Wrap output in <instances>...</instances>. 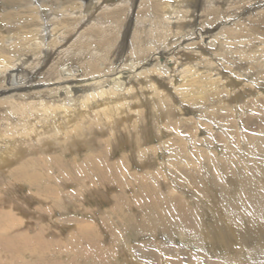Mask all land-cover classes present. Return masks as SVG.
<instances>
[{
  "label": "bare ground",
  "instance_id": "obj_1",
  "mask_svg": "<svg viewBox=\"0 0 264 264\" xmlns=\"http://www.w3.org/2000/svg\"><path fill=\"white\" fill-rule=\"evenodd\" d=\"M48 1L2 0L0 22H6V25L0 29V142L4 146V151L0 152L6 156L1 158L3 167H0V176L2 177L3 169L9 165L13 166L14 162L25 160L18 165L17 172L12 173L15 180L12 182L14 185H9L12 186L11 192H22L26 186L21 183L23 180L31 187L36 186L35 182L40 176L45 178L43 185H48L53 181V173L61 174L63 170L60 168L58 172L53 171L63 157H53L51 154L61 151L66 155L90 149L92 145H96V138H103L105 150L93 148L94 150L77 166L84 171H91L95 158H99L95 163V172L115 173L118 168L114 162L115 167L110 163L113 167L109 169L100 165L101 158L105 155H114L111 154L113 148H110L111 142H108V139H115L112 143L118 144L117 151L132 144L135 137L126 138L122 133V139L117 134L122 132V126L125 127V124L138 116L139 121L143 120L144 115L148 118L145 128L149 130L139 125L136 132H130L131 135L138 133L139 139L148 136L146 141L154 140L156 134L161 135L160 139L164 138L165 134L169 135L168 150L181 149L182 145H185L181 139H186L188 135L189 141L196 142L194 134L191 133L192 126L199 128L201 135L214 134L208 140L209 145L213 140L218 139L220 142L223 134L228 138L233 135V131L231 133L229 130L235 131V126L230 122L224 126V133L219 134L216 131L218 128L212 127L213 123L207 118L201 117L206 120L200 118L198 122L188 118L189 107L180 102H177V105L181 109H174L180 117L178 123L173 122L177 127L154 131L150 127L152 117L149 113L151 108H158L157 101L153 99L151 106H148L144 103L145 100L144 105L142 99H137L135 104L145 106L139 107L137 111H134L137 106H133L132 101L139 97V93L145 98V94L150 90V96H157L158 93H152L156 88L166 89V93H160L161 99H168L169 95L176 100L179 89L178 93H186L185 98L195 105V97L201 98L205 105L209 102L212 107L209 105L210 108L206 109V117L210 116L215 105H218L214 108L215 114L220 112L222 107L228 108L226 112L242 109L248 113L250 109V116L254 113L262 114L261 119L253 116L254 121H244L247 127L257 130L258 134L248 136L243 129L241 137L251 141L254 146L263 139L260 131L261 128L264 129V93H254L252 89L250 99L255 103L241 99L234 103V107H229L230 99L238 100L241 96L245 97L244 91L250 92V89H245L246 84L244 85V82L250 83L245 80L249 78L250 73L237 71L236 64L241 61L239 56H232L227 60V51L221 50L219 40L226 39V49L232 54L241 56L242 52L247 51L249 59L255 57L254 53L262 54L264 35L257 33L256 25L263 22L264 0H255L256 4L250 0H233L232 4H228L229 0H178L177 4L167 3L165 0H96L94 3L77 1L73 5L71 0H56L53 5ZM201 5L204 7L200 11ZM203 17L207 23L199 28L197 23L202 22ZM253 17V24H248L247 19ZM259 45L263 47L258 49ZM26 48L28 49L23 51ZM116 48L119 52L123 50V53H129L131 62L111 61L110 67L106 69L105 61L109 54L114 55L113 50ZM74 57L78 60H74ZM7 59L10 63H22L15 64L16 67L13 65L12 75L5 79L2 73L7 72L3 71L9 66ZM79 63L82 70L74 71L73 65ZM18 73H26L25 78L18 76ZM179 79L180 82L176 85ZM223 81L225 90L218 88ZM262 83L252 81V87L258 88ZM192 93L199 94L191 96ZM156 99L158 100V97ZM158 101L161 106V103L165 102ZM164 113H167L166 109L158 111L160 117L162 114L165 116ZM215 118L220 117L216 115L213 119ZM236 125L240 127L237 121ZM205 147L206 150L204 147L198 149L203 156L209 154L207 146ZM154 148L156 147L151 145L148 151H153ZM26 153L28 157L24 158ZM170 154L176 158L181 153L176 150L170 151ZM131 155L139 157L141 163L138 164L147 163L149 167L152 162L155 165V160L160 157L158 153H148L139 147L134 148ZM21 164L29 170L24 171L20 167ZM71 166L76 168L72 163ZM170 167L176 168V164L170 162ZM152 171L154 167L152 170H146L147 173ZM123 172L128 171L121 168V173ZM121 173L119 177H122ZM101 175L103 177V174ZM2 189L0 188V205L5 206L3 203L12 199L8 195L10 191H4L3 187ZM52 191L54 192L53 189ZM29 197L23 199V206L37 201L34 196ZM100 199L107 198L102 195ZM17 208L27 211L19 205ZM34 220L37 221L36 215H26L21 219V223L30 225ZM4 221L10 222L11 230L15 224L20 223L14 218L12 211L0 210V225ZM35 232L32 237L25 236L24 242H37L38 249L34 251L39 255V247L45 246V233L42 235V230L39 229ZM220 232L222 235L221 230ZM1 238L3 237H0V241ZM3 246L9 244L4 243ZM85 254L84 252L83 256Z\"/></svg>",
  "mask_w": 264,
  "mask_h": 264
},
{
  "label": "rangeland",
  "instance_id": "obj_2",
  "mask_svg": "<svg viewBox=\"0 0 264 264\" xmlns=\"http://www.w3.org/2000/svg\"><path fill=\"white\" fill-rule=\"evenodd\" d=\"M55 1L49 0L48 3L53 5ZM77 1L94 3L96 0H71V4L73 5ZM232 1L229 0L228 4H232ZM165 2L177 4L178 0H165ZM250 2L257 3L255 0H250ZM0 3L1 12L3 10L2 0ZM203 7L200 6V11ZM201 21L197 23L199 28L207 23L204 17ZM247 21L248 24H253L254 17ZM5 25L6 22H0V29L1 27L5 28ZM256 29L257 33L264 35V17L263 22L256 25ZM4 33L6 34V32ZM219 42L221 50L227 51V60H230L232 56H239L241 61L236 64L238 65L237 71L242 70L250 73L249 78L245 79L250 83L244 82L245 89H250V92L243 90L246 98L241 96L240 100L232 101L230 99L231 106L229 107H234V103L241 99L255 103L250 99L252 98L250 95L252 89L254 93H264V52L262 54L254 53L255 57L249 59L247 51L243 53L241 50V56L229 53L231 51L226 49L228 43L225 38L220 39ZM261 47L263 45H259L258 49ZM113 52L114 55H112L113 53L109 54L105 61L106 69L110 67L111 61H113L112 63H119L121 60L127 63L131 62L129 53H123V50L119 52L117 48ZM74 60L78 59L74 57ZM21 63H10L7 59L9 66L3 70L7 71L2 73L3 77L8 79L9 75H12L14 67ZM13 65L15 66L12 68ZM73 67L74 71L75 69L82 70L81 63L75 64ZM231 71L233 70L231 69ZM25 75L26 73H18L20 77ZM252 81L263 83L257 88L252 87ZM179 82L180 79L176 85ZM218 88L225 90L224 81L218 85ZM150 91L145 94L146 96L144 95L147 99L139 93V97L132 103L133 106H137L134 107V111H137L143 106L135 104L137 99H142V104L147 103L148 106H151L150 103H153V99L157 101L158 108H151L149 113V116L152 117L150 127L154 131H158L160 128L168 130L177 127L175 123H178L180 117L174 109H181L177 102L184 103L189 107L190 113L187 117L192 118L195 122H198L201 117H205L213 123L212 127L218 128L216 131L219 134L224 133V126L230 122L233 127L235 126L233 128L235 131L230 129L229 131L231 133L233 131V135L228 138L223 134L220 142L218 139L213 140L209 145L210 141L208 140L214 134L201 135L199 128L192 126L191 133L194 134L196 142L189 141L188 135L186 139H181L186 146L182 145L179 150L178 148L168 150L169 135L165 134L164 138L160 139L161 135L157 136L156 134L152 141H146L149 139L148 136L144 138L145 141L143 138L139 139L138 133L131 135L130 132H136L139 125H142V128L146 127L148 118L144 115L142 116L143 120L139 121L138 116L125 124V127L122 126V132L117 134L122 139L124 135L126 138L135 137L133 141L131 140L133 143L127 145L123 150L117 151L118 144L112 143L115 142V139H108V142H111L110 148H113L111 154L114 155L107 154L101 158L100 165L102 167L109 169L114 164L116 165L119 169L115 170L117 176L111 172H95V163L99 161V158H95L94 165L90 168L91 171H84L77 166L86 158L87 154L94 150L93 148H98L99 151L105 150L103 138H96V145H92L90 149L66 155L61 151L51 154L53 157H63L53 170L58 172L61 168L63 169L62 173H53V181L48 185H43L42 181H45V178L41 176L37 178L36 186L32 187L25 180H20L26 186L22 192L18 191V194L17 190L11 192L12 186L9 187V185H14L12 183L15 180L14 174L18 170V165L25 160L14 162L13 166L9 165L10 167L3 169L4 174L2 177L0 176L1 190H3L2 187L4 191H6L5 189L9 190L8 195L12 199L3 203L5 206L1 204L0 210L12 211L14 218L20 223L16 222L17 224L12 230L8 221H4L0 225V237H3L0 244H9V246L0 245V264H264V129L261 128L263 139L257 146L241 137L243 129L248 136L258 134L257 130L247 127L244 121L246 119L254 121V117L261 119L262 114L254 113V117L250 116L249 114L252 113L250 109L248 113L242 109L226 112L227 107H222L220 112L215 114L213 113L214 108L218 106L215 105L213 110L210 109L212 111L210 116L206 117L204 113L206 109L212 107V104L210 105L208 102L206 106L201 98L195 97L197 98V105H195L185 98L186 93H178L179 89L177 90L178 95L176 93L175 96L176 100L169 95H167L168 99H161L160 93H166V89L156 88L152 93H158L157 96H153V94L150 96ZM198 94L190 95L198 96ZM157 97L158 100H165L161 103L162 106L156 99ZM211 98L213 99V97ZM143 100H145L144 103ZM163 109H166L167 113L160 117L158 111H163ZM216 115L220 118L213 119ZM205 118L201 119L206 120ZM236 121L239 123V128ZM191 125L192 122L189 128ZM26 142L24 143L26 144ZM134 145L148 153H158L160 157L155 160V165L153 162L151 167L147 163L146 165L138 164L141 163L139 157L131 155L133 149L136 148ZM151 145L156 148L153 151L152 149L148 151V147ZM205 146L209 153L205 154L206 157L198 151L201 147L206 150ZM3 147L0 142V151H4ZM176 150L181 154L174 158L170 151ZM2 156L6 155L0 152V167H3ZM26 157H28L27 153L24 158ZM73 158L76 160H72ZM170 162L175 163L176 168L170 167ZM71 163L76 168H73ZM20 167L24 171L29 170L23 164ZM120 167L128 172L121 173ZM153 167L152 173L146 172L148 168L152 170ZM33 171L37 172V170ZM120 173L123 174L122 177H119ZM58 190L62 192L60 193ZM25 195L34 196L38 203L31 201L28 203L29 206H23L24 202L22 201L27 199ZM102 195L107 199H100ZM18 205L27 211L18 209ZM179 207L180 210H178ZM26 215H36L37 221H31L30 225H22L21 219ZM62 227L67 229L62 230ZM38 229L42 230V235L45 233V246L39 247V255L34 251L38 249L37 242H24L25 236L32 237L36 234L35 230L38 231ZM220 230L225 236L220 235ZM232 233L235 235H231ZM222 237L225 238L222 239ZM84 252L85 256H83Z\"/></svg>",
  "mask_w": 264,
  "mask_h": 264
}]
</instances>
